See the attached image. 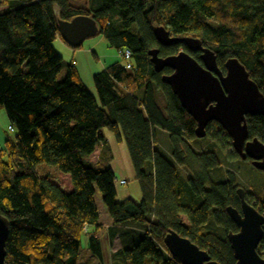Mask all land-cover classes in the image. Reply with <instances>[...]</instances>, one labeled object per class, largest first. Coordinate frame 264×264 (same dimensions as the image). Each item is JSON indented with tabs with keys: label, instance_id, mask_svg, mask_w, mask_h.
Segmentation results:
<instances>
[{
	"label": "trees",
	"instance_id": "trees-1",
	"mask_svg": "<svg viewBox=\"0 0 264 264\" xmlns=\"http://www.w3.org/2000/svg\"><path fill=\"white\" fill-rule=\"evenodd\" d=\"M1 6L0 109L17 129L15 139L0 147V214L10 223L6 262L79 264L83 236L102 262L98 197L115 225L135 223L142 231L136 243L111 253V264H180L163 241L169 228L219 264H235L227 233L239 227L226 207L239 208L241 186L231 172L226 180H205L221 165L219 155L191 146L196 121L161 78L171 69L156 72L148 51L157 47L166 56L181 45H160L156 25L200 37L223 73L226 59L236 56L264 92V0H0ZM80 14L96 20L97 35L109 46L132 51L131 68L118 60L93 75L96 94L72 62L59 78L58 21ZM247 123L248 137L264 142V116L249 115ZM213 126L231 139L217 122L208 124L207 134ZM105 129L126 142L142 185L140 201L116 198L114 171L101 160ZM157 130L168 133L171 157L155 147ZM41 163L69 175L72 189H62L48 171L40 173ZM179 166L195 178L183 180ZM185 181L192 204L179 199ZM254 206L264 214V189ZM211 218L220 235L202 231ZM258 252L264 257V235Z\"/></svg>",
	"mask_w": 264,
	"mask_h": 264
},
{
	"label": "water",
	"instance_id": "water-1",
	"mask_svg": "<svg viewBox=\"0 0 264 264\" xmlns=\"http://www.w3.org/2000/svg\"><path fill=\"white\" fill-rule=\"evenodd\" d=\"M58 29L63 41L73 48L99 32L94 18L80 14L70 20H59ZM158 43L162 46L182 44L191 51H200L199 62L187 50L161 56L159 49H149V60L156 72L170 68L162 75L182 107L195 119V135L204 137L210 122H217L231 138L235 152L241 158H251L252 164L264 171V142L248 137L247 116H264V92L253 80L244 64L230 56L225 61L226 72L217 64L215 52L205 46L200 37L177 36L163 25L153 27ZM240 209L229 205L226 211L237 224V231H229L227 239L233 251L235 264H264L258 246L264 235V214L247 201L245 190L238 187ZM9 220L0 214V264L6 262L5 244L9 233ZM172 257L180 264H219L207 250L200 248L188 237L169 228L163 238Z\"/></svg>",
	"mask_w": 264,
	"mask_h": 264
},
{
	"label": "rangeland",
	"instance_id": "rangeland-1",
	"mask_svg": "<svg viewBox=\"0 0 264 264\" xmlns=\"http://www.w3.org/2000/svg\"><path fill=\"white\" fill-rule=\"evenodd\" d=\"M6 8L1 6L0 9ZM55 48L63 52L64 65L59 74V78H62L65 73V65L68 63L71 58V54L66 47L69 45L64 41L56 40L54 42ZM70 47V46H69ZM68 47V48H69ZM72 48V47H71ZM91 49L99 55V59L95 57V54L92 52L93 65L96 66L98 70L101 69L103 61L106 63H111L116 60L114 54L118 55V50L115 47L109 46L105 37L102 35H96L86 39L82 46L79 48H72L73 50L78 49ZM111 55V56H110ZM119 56V55H118ZM120 57V56H119ZM120 61L125 62L123 58H119ZM84 81L89 83L90 90L96 94L95 85L93 81V72L88 70L87 74H83ZM9 125L14 127V131H10ZM17 135L16 126L9 120L5 108L0 109V147L4 145V141L7 138L15 139ZM106 142L101 146L102 154L101 160L106 164L110 165L115 174V187H116V198L119 201H123L127 198H132L136 201H140L143 197L142 194V185L139 180L135 178V170L133 163L126 145V142L123 138L118 139L116 134L113 131L105 129ZM157 143L155 147L159 148L164 154L168 157H171L172 148L169 140L168 133L163 130H157ZM191 146L196 150H214L218 153L221 165L214 169L210 170L206 175V181H218L228 179V172H231L234 175L235 180L238 182L239 186H242L245 191L248 193L250 201L256 204L259 200L260 195L264 189V171L259 170L253 167L248 160L242 159L233 149L231 144V139L227 140L224 134L219 133L218 129L213 126L210 128L209 133L204 137H196L190 141ZM186 150V148H185ZM38 170L40 173L48 171L51 173V180L54 181L64 190H69L71 187L70 177L67 174L60 172L55 166L49 165L47 163H41L38 165ZM180 176L183 180L188 177L195 178V175L190 173V171L185 166L178 167ZM120 180H124V183H121ZM179 194L180 201L183 203L193 202L191 200V193L193 192L191 186L188 182H181L179 184ZM100 200V198H98ZM103 223H108L109 221L106 217H102ZM183 221L186 222V219L183 218ZM118 239H122L125 243L124 246L129 247L136 243L142 233L135 232L130 229L128 225L125 224L118 225ZM115 230H108V228H102L99 232L101 250H102V262L91 253V250L88 248L87 237L83 236L80 252H79V264H111V253L119 246V241L116 240L112 243L110 233ZM204 233L208 231H214L217 234H221V228L219 225L214 222V220L209 219V221L203 226Z\"/></svg>",
	"mask_w": 264,
	"mask_h": 264
},
{
	"label": "crops",
	"instance_id": "crops-1",
	"mask_svg": "<svg viewBox=\"0 0 264 264\" xmlns=\"http://www.w3.org/2000/svg\"><path fill=\"white\" fill-rule=\"evenodd\" d=\"M102 37H104L103 35H102ZM56 40H59V41H63L62 39H60V38H57ZM55 40V41H56ZM54 47H55V45H54ZM69 47V46H68ZM68 47H66L67 49H68V51L71 53L70 55H69V57L71 58V60L69 61V62H72V63H74V65L76 66V68H77V70H78V73H79V75H80V77H81V79H82V81L84 82V84L90 89V87L89 86H91V85H89V83L88 82H86V80L84 81V77H83V74L85 73V74H87V67H88V70H92V72H93V75L96 73V72H98V71H100L101 69H104L105 67H107L109 64H111V63H113V62H115V61H118V60H120L119 58V56L117 55V51H116V54H114V58H116V60H114V61H112L111 63H106L105 61H103V63H102V67H101V69L100 70H98V69H96L97 67L96 66H92L93 65V58H92V53L93 54H95V57L97 58V59H99V55L97 54V53H95V51L94 50H92V51H90L91 49H78V50H73L72 48H71V46L68 48ZM56 49V48H55ZM57 50V49H56ZM58 51V50H57ZM61 55H62V57H63V52H60V51H58ZM92 52V53H91ZM111 56V55H110ZM70 189H72V184H71V187H70ZM69 189V190H70ZM96 205H97V208H98V211H99V223L101 224V229L102 228H108V230H115L114 232H115V235L113 236V238L111 239L112 240V243H114L116 240H118L119 241V246L115 249V250H117V249H119V248H121V247H123L124 246V242L122 241V239H118V225H115L114 223H113V220H112V218L109 216V214L107 213V211H106V208H105V206H104V204L102 203V201L101 200H98V197L96 198ZM102 217H106V219L109 221V224L108 223H103V219H102ZM126 225V227L129 225L130 226V229L131 230H134L135 232H142L141 231V229H140V227L139 226H137V224H135V223H126L125 224ZM101 229L99 230V232L101 231ZM99 232H98V234H99ZM110 235H111V233H110ZM114 250V251H115ZM79 259H80V256H79Z\"/></svg>",
	"mask_w": 264,
	"mask_h": 264
},
{
	"label": "built area",
	"instance_id": "built-area-1",
	"mask_svg": "<svg viewBox=\"0 0 264 264\" xmlns=\"http://www.w3.org/2000/svg\"><path fill=\"white\" fill-rule=\"evenodd\" d=\"M118 55L124 59V64L126 68L132 67V51L129 48H122L118 50ZM10 131H14V127L12 125H9ZM121 183H124V180H120Z\"/></svg>",
	"mask_w": 264,
	"mask_h": 264
},
{
	"label": "flooded vegetation",
	"instance_id": "flooded-vegetation-1",
	"mask_svg": "<svg viewBox=\"0 0 264 264\" xmlns=\"http://www.w3.org/2000/svg\"><path fill=\"white\" fill-rule=\"evenodd\" d=\"M187 50L192 56L194 55V54H198V56H199V58H200V54H201V52L200 51H191V50H189V49H187L186 47H185V45H180V47H178V49H177V51L175 52V53H177L179 50ZM199 61V60H198ZM199 62H202V60H201V58H200V61ZM240 156V155H239ZM243 159V158H242ZM245 160H248L249 161V163L253 166V167H255L253 164H252V159L251 158H246ZM256 168V167H255ZM245 190V189H244ZM246 191H245V197H246V199H247V201L249 202V200H250V198L248 197V195H246ZM248 197V198H247ZM249 199V200H248ZM250 203H252L251 201H250ZM255 204V203H254ZM238 209H240V203H239V208Z\"/></svg>",
	"mask_w": 264,
	"mask_h": 264
},
{
	"label": "bare ground",
	"instance_id": "bare-ground-1",
	"mask_svg": "<svg viewBox=\"0 0 264 264\" xmlns=\"http://www.w3.org/2000/svg\"><path fill=\"white\" fill-rule=\"evenodd\" d=\"M242 187V186H241ZM240 199V198H239Z\"/></svg>",
	"mask_w": 264,
	"mask_h": 264
}]
</instances>
